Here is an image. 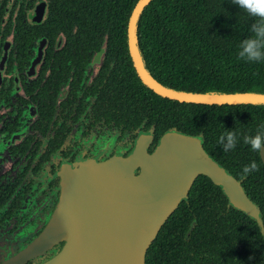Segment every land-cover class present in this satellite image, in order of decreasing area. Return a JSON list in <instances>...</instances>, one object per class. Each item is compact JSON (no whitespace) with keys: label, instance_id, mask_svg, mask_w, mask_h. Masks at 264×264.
Wrapping results in <instances>:
<instances>
[{"label":"flooded vegetation","instance_id":"1","mask_svg":"<svg viewBox=\"0 0 264 264\" xmlns=\"http://www.w3.org/2000/svg\"><path fill=\"white\" fill-rule=\"evenodd\" d=\"M78 10L70 0H0V264H42L61 252L65 241L29 253L50 226L66 166L126 157L142 133L149 134L147 152L153 153L167 132L179 131L173 126L156 138L157 123L128 126L119 110L113 115L110 66L124 60L122 49L116 45L108 55V38L94 37ZM201 185L199 194H207L211 185ZM189 192L183 200L191 203L188 240L197 232L195 203L206 206L197 208L203 214L226 219V226L253 225L218 191L195 199ZM203 250H223L226 264H233L244 248L235 238L226 248ZM176 252H169L170 263Z\"/></svg>","mask_w":264,"mask_h":264},{"label":"trees","instance_id":"2","mask_svg":"<svg viewBox=\"0 0 264 264\" xmlns=\"http://www.w3.org/2000/svg\"><path fill=\"white\" fill-rule=\"evenodd\" d=\"M70 2L78 3L80 14L87 16L85 24L94 30V37L108 38V55L114 53L116 45L122 49L119 53L124 60L110 61L117 64L110 66L113 115L115 109L119 110L128 126L147 120L157 123L156 138L173 126L187 135H201L207 152L242 180L248 196L259 205L264 223V162L260 152L243 143L244 135H255L264 125V104H202L162 97L138 75L129 51L128 24L138 0ZM256 20L233 0H153L138 19V45L147 69L168 87L191 92L264 93V61L245 62L238 57L239 44L251 35ZM229 130L237 132L238 142L234 149L225 152L218 138ZM253 161L257 170L243 175V167ZM203 183L211 185L207 194H199ZM212 190L228 203L222 188L206 175L194 181L189 198L214 197L216 194L209 193ZM189 206L191 203L183 201L163 225L147 251L146 264H226L227 253L223 250L203 249L226 248L235 238L244 250L240 262L233 264H264V233L255 219L233 209L238 217L243 216L253 225L246 230L232 228L213 212L203 214L197 208L206 206L195 203L197 232L188 240L192 217ZM171 250L177 251L175 263L169 262Z\"/></svg>","mask_w":264,"mask_h":264},{"label":"water","instance_id":"3","mask_svg":"<svg viewBox=\"0 0 264 264\" xmlns=\"http://www.w3.org/2000/svg\"><path fill=\"white\" fill-rule=\"evenodd\" d=\"M152 1L138 0L128 24L133 65L150 89L180 102L264 104L262 92H191L159 82L147 69L137 38L138 19ZM149 140V134H140L126 157L118 153L106 161L80 159L66 166L55 214L30 255L65 241L61 252L42 264H146L149 247L200 175L220 186L264 233L259 205L242 180L207 152L201 135L169 131L153 153L147 152ZM260 156L264 162V150Z\"/></svg>","mask_w":264,"mask_h":264},{"label":"clouds","instance_id":"4","mask_svg":"<svg viewBox=\"0 0 264 264\" xmlns=\"http://www.w3.org/2000/svg\"><path fill=\"white\" fill-rule=\"evenodd\" d=\"M233 3L243 8L250 16L257 18L251 26V35L239 44L238 57L245 62L264 61V0H233ZM237 142L238 134L232 130L221 133L218 138V143L225 152L234 149ZM243 143L250 146L253 151L264 150V125L260 126L255 135H244ZM257 167L253 161L243 167L242 174L247 175L257 170Z\"/></svg>","mask_w":264,"mask_h":264}]
</instances>
